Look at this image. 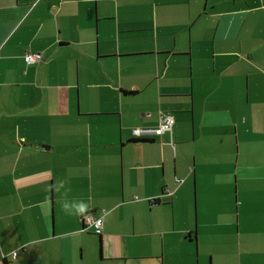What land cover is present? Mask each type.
<instances>
[{
  "label": "crops",
  "instance_id": "1",
  "mask_svg": "<svg viewBox=\"0 0 264 264\" xmlns=\"http://www.w3.org/2000/svg\"><path fill=\"white\" fill-rule=\"evenodd\" d=\"M0 264H264V0H0Z\"/></svg>",
  "mask_w": 264,
  "mask_h": 264
},
{
  "label": "built area",
  "instance_id": "2",
  "mask_svg": "<svg viewBox=\"0 0 264 264\" xmlns=\"http://www.w3.org/2000/svg\"><path fill=\"white\" fill-rule=\"evenodd\" d=\"M22 58L24 62L32 63L40 58V53L39 51H26L23 53ZM172 122L173 117L170 114L161 113L155 124L133 125L130 128V132L135 137L160 135L163 132L170 131ZM82 221L84 225H90L94 233H99L102 224V214L86 212L82 215ZM14 253L15 250H12L11 255L13 256Z\"/></svg>",
  "mask_w": 264,
  "mask_h": 264
},
{
  "label": "clouds",
  "instance_id": "3",
  "mask_svg": "<svg viewBox=\"0 0 264 264\" xmlns=\"http://www.w3.org/2000/svg\"><path fill=\"white\" fill-rule=\"evenodd\" d=\"M64 187V183H60V188ZM59 190V188L57 189ZM67 189H65V200L63 203V210L66 214L72 215V214H78V215H84L88 210V205L84 202H72L67 200L66 198ZM13 257H15V253L13 254Z\"/></svg>",
  "mask_w": 264,
  "mask_h": 264
},
{
  "label": "trees",
  "instance_id": "4",
  "mask_svg": "<svg viewBox=\"0 0 264 264\" xmlns=\"http://www.w3.org/2000/svg\"><path fill=\"white\" fill-rule=\"evenodd\" d=\"M134 138H137V139H147V138H149V136H141V137H135L134 136Z\"/></svg>",
  "mask_w": 264,
  "mask_h": 264
}]
</instances>
